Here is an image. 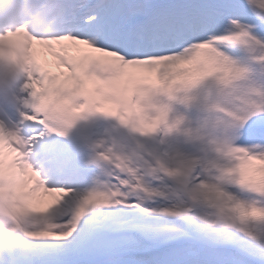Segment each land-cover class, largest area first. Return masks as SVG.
<instances>
[{
	"label": "snow or ice",
	"instance_id": "snow-or-ice-1",
	"mask_svg": "<svg viewBox=\"0 0 264 264\" xmlns=\"http://www.w3.org/2000/svg\"><path fill=\"white\" fill-rule=\"evenodd\" d=\"M0 264H264V0H0Z\"/></svg>",
	"mask_w": 264,
	"mask_h": 264
}]
</instances>
